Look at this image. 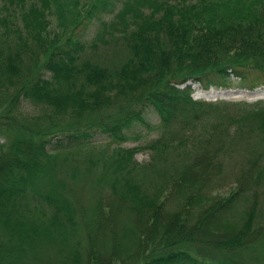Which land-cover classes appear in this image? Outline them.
Returning <instances> with one entry per match:
<instances>
[{
	"label": "trees",
	"instance_id": "16d2710c",
	"mask_svg": "<svg viewBox=\"0 0 264 264\" xmlns=\"http://www.w3.org/2000/svg\"><path fill=\"white\" fill-rule=\"evenodd\" d=\"M195 81L264 84V0H0V264L264 263V99H198ZM150 107L160 134L112 149L88 209L54 160L126 140Z\"/></svg>",
	"mask_w": 264,
	"mask_h": 264
},
{
	"label": "rangeland",
	"instance_id": "374dc122",
	"mask_svg": "<svg viewBox=\"0 0 264 264\" xmlns=\"http://www.w3.org/2000/svg\"><path fill=\"white\" fill-rule=\"evenodd\" d=\"M90 0H77L78 8H82L83 2ZM58 13L54 12L51 15V33L54 34L55 30L58 31L59 27ZM94 31H92L93 34ZM121 38H110L106 40H99L96 45H91L87 51V55L92 58L112 59L121 54ZM92 42V41H90ZM194 92L193 96L198 99L205 100H246L256 101L258 99H264V84H261L253 89L243 88L239 86L232 87H217L211 86L205 88L200 82L192 83ZM240 90V93H235ZM28 115H34L38 113V108L26 101L22 107ZM146 118L149 125L142 123H135L126 133H129V138L126 140H114L111 136L105 133H98L95 139L83 146L80 150L72 149L71 151L61 152L54 161L57 168V174L59 177H65L68 175L70 182L75 183L79 188L76 193L80 195V198L88 205V209L94 204L92 198L93 193L97 190V176L98 172L103 169L104 158L112 151L115 146L121 145L125 147L135 145H145L151 139L160 134V116L157 111L150 107L146 113ZM5 138L0 137V143L4 142ZM1 151V147H0ZM151 151L147 148H141L136 157L140 161H148L151 157ZM230 171V179L224 184L218 192L221 194H228L236 183H234L235 175L232 170ZM95 175L96 179H95ZM77 190V189H76ZM93 195V196H92ZM92 196V198H91ZM125 214V213H124ZM123 214V215H124ZM120 214V216H123ZM127 215L123 216L126 217ZM129 222V216H128ZM255 258V257H254ZM250 264H264L260 259H250Z\"/></svg>",
	"mask_w": 264,
	"mask_h": 264
},
{
	"label": "water",
	"instance_id": "95a60500",
	"mask_svg": "<svg viewBox=\"0 0 264 264\" xmlns=\"http://www.w3.org/2000/svg\"><path fill=\"white\" fill-rule=\"evenodd\" d=\"M235 93H240V90H237Z\"/></svg>",
	"mask_w": 264,
	"mask_h": 264
}]
</instances>
